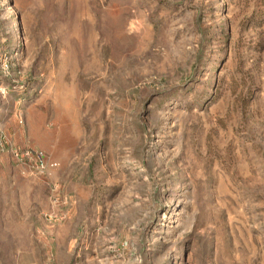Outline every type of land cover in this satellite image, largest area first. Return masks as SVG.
<instances>
[{"label":"rangeland","instance_id":"obj_1","mask_svg":"<svg viewBox=\"0 0 264 264\" xmlns=\"http://www.w3.org/2000/svg\"><path fill=\"white\" fill-rule=\"evenodd\" d=\"M0 264H264V0H0Z\"/></svg>","mask_w":264,"mask_h":264},{"label":"built area","instance_id":"obj_2","mask_svg":"<svg viewBox=\"0 0 264 264\" xmlns=\"http://www.w3.org/2000/svg\"><path fill=\"white\" fill-rule=\"evenodd\" d=\"M11 157L13 160L18 161V162H23L24 160H28L29 162H32L33 165L36 167H40L42 169H54L56 167V164L53 162H48L47 160H44L43 155L40 152H35L31 154L28 151L18 153L17 151L13 150L11 152ZM38 165V166H37Z\"/></svg>","mask_w":264,"mask_h":264}]
</instances>
